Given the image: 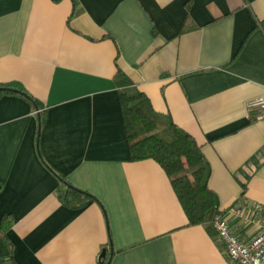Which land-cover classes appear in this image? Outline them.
I'll return each mask as SVG.
<instances>
[{
    "label": "crops",
    "instance_id": "1",
    "mask_svg": "<svg viewBox=\"0 0 264 264\" xmlns=\"http://www.w3.org/2000/svg\"><path fill=\"white\" fill-rule=\"evenodd\" d=\"M118 70L200 146L239 240L261 231L264 0H0V85L23 89L0 99V264H232L130 160ZM65 184L94 200L66 208Z\"/></svg>",
    "mask_w": 264,
    "mask_h": 264
},
{
    "label": "trees",
    "instance_id": "2",
    "mask_svg": "<svg viewBox=\"0 0 264 264\" xmlns=\"http://www.w3.org/2000/svg\"><path fill=\"white\" fill-rule=\"evenodd\" d=\"M114 83L130 160L156 162L166 174L189 224L212 228L218 215V199L208 189L210 167L200 146L188 133L157 114L150 101L136 91L120 70ZM0 89V99L4 95L23 94L15 83L0 85ZM65 186L67 189L60 193L59 199L66 208L79 210L94 200L87 193Z\"/></svg>",
    "mask_w": 264,
    "mask_h": 264
},
{
    "label": "built area",
    "instance_id": "3",
    "mask_svg": "<svg viewBox=\"0 0 264 264\" xmlns=\"http://www.w3.org/2000/svg\"><path fill=\"white\" fill-rule=\"evenodd\" d=\"M250 111L256 112V119H264V97L253 100L248 104ZM253 217L264 216V209L255 206ZM253 217H251L253 219ZM213 227L218 238L222 241L226 255L232 264H264V223L261 231L249 242L242 243L232 232L227 222L219 215L213 219Z\"/></svg>",
    "mask_w": 264,
    "mask_h": 264
},
{
    "label": "water",
    "instance_id": "4",
    "mask_svg": "<svg viewBox=\"0 0 264 264\" xmlns=\"http://www.w3.org/2000/svg\"><path fill=\"white\" fill-rule=\"evenodd\" d=\"M0 90H2V89H0ZM104 253H105V252L102 253L101 258L105 257Z\"/></svg>",
    "mask_w": 264,
    "mask_h": 264
}]
</instances>
